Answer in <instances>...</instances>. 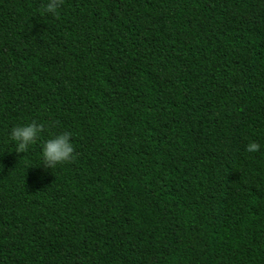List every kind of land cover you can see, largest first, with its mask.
Returning <instances> with one entry per match:
<instances>
[{"label": "trees", "instance_id": "trees-1", "mask_svg": "<svg viewBox=\"0 0 264 264\" xmlns=\"http://www.w3.org/2000/svg\"><path fill=\"white\" fill-rule=\"evenodd\" d=\"M45 2L0 0V264H264V0Z\"/></svg>", "mask_w": 264, "mask_h": 264}, {"label": "clouds", "instance_id": "clouds-1", "mask_svg": "<svg viewBox=\"0 0 264 264\" xmlns=\"http://www.w3.org/2000/svg\"><path fill=\"white\" fill-rule=\"evenodd\" d=\"M61 7V0H46L43 5V11L53 16L58 15V9ZM44 125L32 121L30 123H22L13 126L9 136L14 143L16 153H25L30 147L37 142ZM248 153H256L260 151V145L256 141H250L245 146ZM75 149L72 143V135L70 132L63 131L53 134L49 139L44 140L41 144V163L42 167L47 170L63 166L74 159Z\"/></svg>", "mask_w": 264, "mask_h": 264}]
</instances>
